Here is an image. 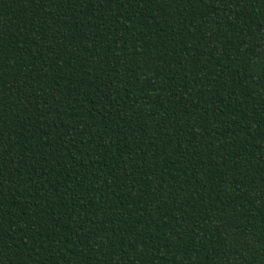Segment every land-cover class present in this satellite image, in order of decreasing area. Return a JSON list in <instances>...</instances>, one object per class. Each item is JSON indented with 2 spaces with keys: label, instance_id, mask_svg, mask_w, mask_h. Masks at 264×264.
Instances as JSON below:
<instances>
[{
  "label": "trees",
  "instance_id": "1",
  "mask_svg": "<svg viewBox=\"0 0 264 264\" xmlns=\"http://www.w3.org/2000/svg\"><path fill=\"white\" fill-rule=\"evenodd\" d=\"M0 264H264V0H0Z\"/></svg>",
  "mask_w": 264,
  "mask_h": 264
}]
</instances>
